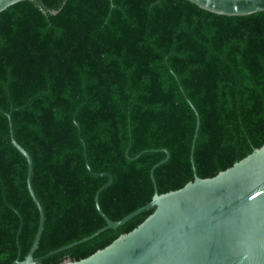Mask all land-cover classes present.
I'll return each mask as SVG.
<instances>
[{
	"label": "trees",
	"instance_id": "1",
	"mask_svg": "<svg viewBox=\"0 0 264 264\" xmlns=\"http://www.w3.org/2000/svg\"><path fill=\"white\" fill-rule=\"evenodd\" d=\"M78 240L159 193L209 177L264 144V10L217 13L191 0H18L0 11V264ZM79 124L80 137L78 128ZM151 150H145L150 149ZM142 151L134 159H129ZM123 224L48 254L78 260L137 226Z\"/></svg>",
	"mask_w": 264,
	"mask_h": 264
},
{
	"label": "water",
	"instance_id": "2",
	"mask_svg": "<svg viewBox=\"0 0 264 264\" xmlns=\"http://www.w3.org/2000/svg\"><path fill=\"white\" fill-rule=\"evenodd\" d=\"M18 0H0V11ZM207 10L224 14H246L264 10V0H191ZM7 113L11 143L27 161L26 182L29 194L39 212L37 229L24 258L16 257L9 264H38V259L79 242L106 228H114L154 207L137 226L122 233L109 244L78 260L67 259L59 264H264V144L243 158L209 177H199L195 171L193 148L199 127L196 117L190 146L193 179L183 186L159 193L154 168L169 157L165 156L150 168L154 192L149 201L117 220L107 216L99 204L100 191L112 181L109 171H94L87 160L85 141L83 155L88 171L108 179L95 191L94 203L105 225L78 240L33 256L44 226V209L32 186V159L15 137L12 112ZM145 150H151L145 149ZM142 151L129 159H134Z\"/></svg>",
	"mask_w": 264,
	"mask_h": 264
}]
</instances>
